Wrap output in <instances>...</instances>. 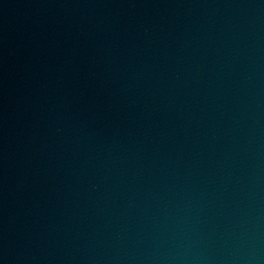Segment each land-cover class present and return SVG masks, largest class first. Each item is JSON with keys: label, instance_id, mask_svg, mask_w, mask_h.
<instances>
[{"label": "water", "instance_id": "95a60500", "mask_svg": "<svg viewBox=\"0 0 264 264\" xmlns=\"http://www.w3.org/2000/svg\"><path fill=\"white\" fill-rule=\"evenodd\" d=\"M0 264H264V0H0Z\"/></svg>", "mask_w": 264, "mask_h": 264}]
</instances>
